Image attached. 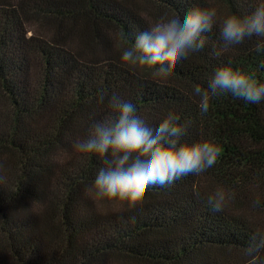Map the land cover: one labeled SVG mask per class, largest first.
I'll use <instances>...</instances> for the list:
<instances>
[{
	"label": "trees",
	"instance_id": "trees-1",
	"mask_svg": "<svg viewBox=\"0 0 264 264\" xmlns=\"http://www.w3.org/2000/svg\"><path fill=\"white\" fill-rule=\"evenodd\" d=\"M179 3L223 17L247 15L255 0H0V264H264V249L248 252L251 233L264 232V103L225 95L200 114L191 95L229 59L264 81L258 38L213 57L214 28L179 64L119 66L126 38ZM113 91L177 112L185 142L221 146L216 163L168 187L94 199L86 188L103 165L72 143L106 113L98 94ZM217 188L225 202L211 213Z\"/></svg>",
	"mask_w": 264,
	"mask_h": 264
},
{
	"label": "clouds",
	"instance_id": "clouds-1",
	"mask_svg": "<svg viewBox=\"0 0 264 264\" xmlns=\"http://www.w3.org/2000/svg\"><path fill=\"white\" fill-rule=\"evenodd\" d=\"M146 23L145 29L126 38L132 42L122 47L119 66L138 70L151 57H159L161 65L179 64L205 48V34L214 28L221 47L212 49L213 57L253 37L258 38L256 53H264V0H255L247 15L232 13L223 17L212 6L186 7L179 3L162 9ZM191 95L200 114H206L212 101L225 95L260 105L264 103V81L235 67L229 59L213 70L204 86L194 85ZM97 102L106 105V113L92 119L87 134L72 143L75 152L90 154L103 165L86 188L94 199L112 200L119 189L134 190L139 195L151 187L171 186L183 177L206 172L220 155L221 146L213 141L185 142L187 123L181 121V116L173 110H155L143 96L132 101L115 91L110 95L100 92ZM224 202L221 188L205 198L211 213L222 211ZM258 203L253 201L254 205ZM262 249L264 232H252L248 252Z\"/></svg>",
	"mask_w": 264,
	"mask_h": 264
}]
</instances>
